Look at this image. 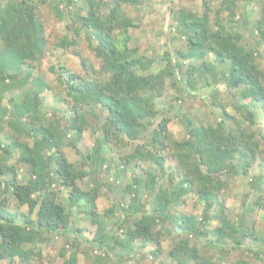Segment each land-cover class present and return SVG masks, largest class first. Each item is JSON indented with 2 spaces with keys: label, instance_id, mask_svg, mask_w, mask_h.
I'll list each match as a JSON object with an SVG mask.
<instances>
[{
  "label": "trees",
  "instance_id": "trees-1",
  "mask_svg": "<svg viewBox=\"0 0 264 264\" xmlns=\"http://www.w3.org/2000/svg\"><path fill=\"white\" fill-rule=\"evenodd\" d=\"M76 1L0 0V264H46L42 251L36 247L59 235L81 233V228L71 229L75 213L95 228L93 238L84 240L85 243L101 250L120 249L130 254L151 244L152 253L158 258L161 243L172 236L178 242L169 255L176 264H215L192 247L189 238L207 237L210 232L204 225L218 221L213 244L225 246L230 241L242 247L245 240L252 239L260 247L257 255H262L264 231L258 233L248 227L246 218L256 208L264 214L262 197L251 206L246 201L251 192H247L244 209L237 219L228 215L226 203L227 179L240 177L252 191L261 190L264 180L263 172L251 175V169L261 164L264 156V135L250 129L257 124L253 108L258 105L264 112V68L260 61L264 58V0L251 43L245 42L244 34L236 27V17L246 23L248 15V11L237 15L242 9L239 0H225L215 18L207 1L201 15L176 10L175 39L185 40L186 48L175 50L176 61L167 53L166 65L147 75L141 72L146 73L154 60L141 54L137 47L129 46V31L136 25L124 9L126 4L137 5L141 1L83 0L88 11L85 16L78 14L80 26L68 25V36L56 46L73 48L76 37L84 30L96 41L94 51L102 67L98 71L83 60L88 72V77L83 78L64 64L54 66L53 73L71 99L66 100L71 110L68 118L46 122L43 93L53 87L35 75V70L46 58L50 41L38 9L40 5H48L62 20L65 10L61 4L71 6ZM169 80L178 92L200 91L221 81L238 93L231 103L236 115L222 105L215 124L196 125L190 119L187 137L173 139L169 130L172 120L158 107ZM12 91H18L17 96L10 97L5 104L7 94ZM218 94L217 90L213 95ZM154 125L157 126L151 130ZM89 129L99 133L97 145L83 156L82 162H72L64 148L71 146L78 150L77 143ZM144 131H148V138L140 141ZM131 142L134 149L124 156L125 164L150 162L164 175L163 153L171 151L179 163L175 173L180 182L164 188L158 175L148 171L144 181L136 179L129 188L133 192L128 190L133 196L131 203L115 204L107 212L106 217L116 221L110 227L109 219L97 209L102 195L100 187L104 185L99 178L108 162L103 147L123 149ZM24 169L27 176L20 181L19 173ZM87 178H91V183L84 189L79 181ZM184 185L189 190L194 188L205 204L200 221L194 216L173 213L172 207L188 192ZM142 187L153 197L150 210L138 200ZM62 188L69 189L66 203L62 202ZM8 196L18 208L27 206L28 213L10 210ZM76 244H72L70 254L66 248L60 252L63 264L79 263ZM107 259L105 254L95 264H107L104 262Z\"/></svg>",
  "mask_w": 264,
  "mask_h": 264
},
{
  "label": "rangeland",
  "instance_id": "rangeland-1",
  "mask_svg": "<svg viewBox=\"0 0 264 264\" xmlns=\"http://www.w3.org/2000/svg\"><path fill=\"white\" fill-rule=\"evenodd\" d=\"M108 1L109 3L113 2V0ZM139 1H141V3L137 5L126 4L124 9L129 18H131L136 25L135 28H131L129 31L131 37L129 46L131 48L137 47L141 54L154 60L153 65L146 73L141 72V74L147 75L149 73H157L166 65L164 56L167 53H170L172 59L176 61L177 55L175 50L186 48L185 40L177 41L175 39L177 36L174 34L176 33L178 25L176 10L183 9L201 15L206 10L205 2L207 1L213 12L212 18H215L216 12L220 9L225 0ZM76 2V5L71 6L66 3L61 4V7L65 10V18L62 20L56 16L48 5H40L38 9L39 17L45 24L46 35L50 41L46 58L42 61L41 65L37 64L35 70V75L42 77L53 87L52 91L43 93L44 103L42 107L46 122H53L57 119L60 121L61 119L68 118L71 110L70 104L67 103V101L69 102L71 99L67 97L66 90L60 85L57 80V75L53 73L52 68L54 66L64 64L70 71L83 78L88 77V72L83 65V60L87 61L89 66L94 67L98 71H100L102 67L101 60L97 58L94 51L96 41L93 38H89L84 30H81L80 35L76 37V45L73 48L65 50L56 46L64 37L68 36V25L74 24L75 27L80 26L78 14L82 16L87 14L88 4L83 0H78ZM239 3L242 9L237 15H241L244 11H248V15L246 23H244L243 19L241 20L239 17H236V20H238L236 27L238 31L244 34L245 42L251 43L253 42V35L255 34L254 24L256 19L259 18L263 0H239ZM68 10H70V13H68ZM210 58V62H213V58ZM260 61L264 68V58ZM188 63L187 61L185 66ZM105 78H107V76H105ZM177 78H179V75H177ZM217 90L219 94L213 95ZM17 92L18 91H12L8 93L5 104L9 103L10 97H16ZM57 96H59L58 99ZM234 96H238L236 89L227 88L221 81L211 88H205L200 91L190 92L183 90L178 92V90L174 89L172 86L171 80H169L167 82V89L164 97L159 101L158 107L161 109L163 115L172 120L169 125V130L173 139L181 140L188 135L187 126L190 119H192L196 125L215 124L221 115L222 105H226L231 114L236 115L233 110V105L231 104ZM64 100L67 101L65 102ZM214 102H216V104H213ZM253 110L257 114V124L250 129L257 133L260 131L264 135V112L258 105L255 106ZM156 126L157 125L151 127V130H154ZM147 136L148 131L141 133L142 140L140 139V141L147 140ZM98 139L99 133L93 129H89L84 133L82 140L77 143L78 150L71 146H66L64 152L72 162L80 163L83 161L84 155L93 151L94 146L97 145ZM103 148L108 157V162L103 169L104 171H101L102 175H100L99 178L103 180L102 183L104 185L100 187V189L102 188V195L97 201V209L101 216H105V219H109L108 222L111 223L110 227H112L116 221L114 218L111 219L109 216L106 217L107 212L114 208L115 204L119 205L118 203H122L123 205H127V203H131L133 196L129 188L134 184V180L141 179V181H144L147 176L146 173L150 171L158 175L160 183L164 188H171L180 182V178L175 173L179 168V163L171 151L163 153L166 158V173L163 175L160 170L150 164V162H142L140 165L124 163V156L130 154L134 149L133 143L123 149L118 146L112 149L107 146ZM14 161L15 159H12L11 162L14 163ZM11 162L9 164H11ZM259 162L261 164L258 163L251 169V175L261 172L264 174V156L261 157ZM25 176H27V171L24 169L19 173V180L24 181L23 179ZM89 179L91 178L79 181V185L84 189L88 188L91 183ZM224 179L227 178L224 177ZM227 181L229 182V187L227 188L228 197L226 204L229 208L228 215L233 219H237L243 211V203L247 192H251L250 196L246 199L247 202L252 203L251 206H255V202L260 197L263 198H261V201L264 202V180L261 190L257 191H252L251 186L248 184L246 185L244 179L240 177L231 180L227 179ZM183 188L188 189V186L186 187V185H184ZM61 190L64 195V197H62V202L66 203L69 189L62 188ZM146 190L145 187L140 189L138 200L146 204V210H150L152 208L153 197L149 191ZM8 198L10 210L28 213L27 206L18 208L16 201L10 196H8ZM172 209L175 215L186 214L194 216L200 221L203 217L205 204L199 200L197 191L194 188H190L187 193L182 195ZM33 218L36 220V212ZM246 218L248 227L254 228L258 233L264 231V214L262 210L256 208L252 212H248ZM74 221L71 229L75 230L81 228V233L80 231H74V233L59 235L45 245H38L36 247L37 250L42 251L43 262L46 264H63L64 259L61 258L60 252L63 248H66L68 254H70L72 244L77 243L76 249L80 252L78 264H95L96 259L101 256L104 257L105 254L109 257V259L104 261L107 264H176L169 255L170 251L178 242V240L172 236L161 243L162 251L158 258L154 257L152 253L154 246L151 244H148L145 248L141 247L130 254H126L120 252V249L117 251L110 249L101 250L94 248L91 243H85L84 240H91L93 238L95 228L92 229L89 227L91 225L90 222L81 215L77 216L76 213ZM167 226H169V224H167ZM204 226L206 231L210 233L207 237L202 239L190 237V245L197 248L205 257L211 258L212 262L215 264H236L238 262L243 264H264V252L260 256L257 255L260 247H258L257 243L252 239L245 240L242 247H237L230 241H226L225 246H218L213 244L216 239L214 232L219 226L218 221H211ZM118 234L122 236L121 232ZM79 235H81V237H79ZM36 260L38 261L39 257H37Z\"/></svg>",
  "mask_w": 264,
  "mask_h": 264
}]
</instances>
